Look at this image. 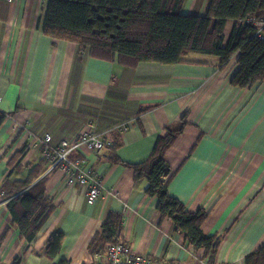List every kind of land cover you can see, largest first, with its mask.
Listing matches in <instances>:
<instances>
[{
    "label": "crops",
    "instance_id": "0c3cea01",
    "mask_svg": "<svg viewBox=\"0 0 264 264\" xmlns=\"http://www.w3.org/2000/svg\"><path fill=\"white\" fill-rule=\"evenodd\" d=\"M209 1L186 0L183 12L204 14ZM47 8L48 0H0V111L7 114L0 127V186L20 149L26 147L17 177L45 160L33 132L49 133L58 144L94 120L97 132L110 130L108 138L121 134L116 152L122 161L140 163L166 127L189 112L188 125L165 154L176 172L169 194L190 212L205 209L203 231L220 242L212 258L203 248L195 250L181 233H174L169 219L161 220L145 179L111 163L107 148L101 153L83 148L85 168L102 180L96 201L90 203L85 191L67 186L62 170L46 173L47 164L41 176L47 178L55 210L30 244L13 226L0 243V264H13L17 256L21 264H94L96 255L88 247L111 211L123 216L126 244L155 260L245 264V256L264 244V83L233 86L237 58L222 70L218 59L127 67L117 57H93L88 48L43 32ZM232 26L227 23L226 37ZM127 121V131L114 129ZM9 220L0 192V238ZM55 232L65 238L59 255L50 259L45 245Z\"/></svg>",
    "mask_w": 264,
    "mask_h": 264
},
{
    "label": "trees",
    "instance_id": "16d2710c",
    "mask_svg": "<svg viewBox=\"0 0 264 264\" xmlns=\"http://www.w3.org/2000/svg\"><path fill=\"white\" fill-rule=\"evenodd\" d=\"M185 1L48 0L43 32L55 39L74 42L78 49L88 48L93 57L104 60L117 57L127 67L141 62L188 63L190 54H201L220 57L219 68L224 70L237 58L238 68L230 79L233 86L249 88L264 83V29L258 35L255 26V21L264 18V0H210L204 14H185ZM228 22L233 26L226 37ZM188 115L189 112L184 113L180 121L166 127L165 135L157 139L147 160L122 161L116 152L121 145V134L107 148L108 160L131 168L135 179H145L149 183L146 193L157 198L161 220L169 219L174 233H181L195 250L203 248L212 258L220 238L203 231L207 211L190 212L181 200L169 194V184L176 172L165 154L188 125ZM6 117L0 111V127ZM24 149L9 161V174L0 186L10 212L0 243L13 226L21 238L32 243L56 207L47 194V178L41 176L48 164L45 158L28 175L17 177L22 169ZM122 228V214L109 212L102 230L93 236L89 251L103 256L108 243L122 239ZM64 238L62 232L51 234L45 256L55 259ZM244 262L264 264V244L246 255ZM69 263V260L59 262ZM13 264H21V258L17 256Z\"/></svg>",
    "mask_w": 264,
    "mask_h": 264
},
{
    "label": "built area",
    "instance_id": "2783aa9c",
    "mask_svg": "<svg viewBox=\"0 0 264 264\" xmlns=\"http://www.w3.org/2000/svg\"><path fill=\"white\" fill-rule=\"evenodd\" d=\"M14 3L17 0H5ZM257 34L260 35L264 29V18L255 21ZM2 98L0 97V106ZM19 123V124H18ZM17 125L22 126L20 122ZM97 123L89 120L85 128L74 138H65L58 144H53L51 134L46 133L43 136L32 133L31 137L35 138L37 145L43 147L44 158L48 162L46 173L54 170H62L66 177L67 186L79 188L85 191L88 201L94 203L102 190V180L87 171L84 165V158L81 156L83 148H89L94 153H101L108 148L112 139L108 138L110 130L107 132H97ZM130 122H123L114 129L125 132L128 130ZM3 194L1 193V196ZM94 264H171L155 260L145 254L137 252L134 248L126 244L124 239L117 242L108 243L104 249L103 256L96 255Z\"/></svg>",
    "mask_w": 264,
    "mask_h": 264
},
{
    "label": "rangeland",
    "instance_id": "374dc122",
    "mask_svg": "<svg viewBox=\"0 0 264 264\" xmlns=\"http://www.w3.org/2000/svg\"><path fill=\"white\" fill-rule=\"evenodd\" d=\"M199 1L200 0H198V2ZM195 14H198V11H196ZM187 59L188 60H201V61L209 62V61L216 60V59L220 60V57H218V56H211V55H197V54H192Z\"/></svg>",
    "mask_w": 264,
    "mask_h": 264
}]
</instances>
